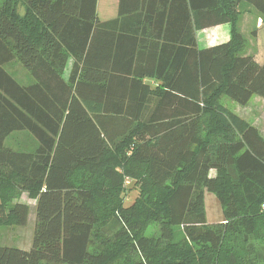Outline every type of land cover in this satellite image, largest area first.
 Returning a JSON list of instances; mask_svg holds the SVG:
<instances>
[{"label": "trees", "instance_id": "16d2710c", "mask_svg": "<svg viewBox=\"0 0 264 264\" xmlns=\"http://www.w3.org/2000/svg\"><path fill=\"white\" fill-rule=\"evenodd\" d=\"M101 1L103 20L99 0L0 4V227L27 225L12 201L37 194L32 247L0 245V264H264V137L220 100L264 98L240 27L264 0ZM222 25L230 40L201 49L196 32ZM205 190L223 221L208 223Z\"/></svg>", "mask_w": 264, "mask_h": 264}, {"label": "rangeland", "instance_id": "374dc122", "mask_svg": "<svg viewBox=\"0 0 264 264\" xmlns=\"http://www.w3.org/2000/svg\"><path fill=\"white\" fill-rule=\"evenodd\" d=\"M5 0H0V4H3ZM18 0H12V3L14 5L18 6V12L20 15L24 14V9H22L20 3H17ZM102 1L99 0L98 5V15L101 20H103V14L101 13V3ZM32 21H28V32H31V36L33 39L39 41V31L36 29V25L33 26L34 29H32ZM263 24V23H262ZM261 25V24H260ZM241 27V24H240ZM229 29L231 30V27L229 26ZM264 34L258 31L254 34H251L249 31L245 33L246 38V52H249V50L255 51V54L257 55L260 64H264V50L261 49L262 45H258L255 39H258L259 37H263ZM230 37H231V31H230ZM196 38H198L199 42L202 46H211L213 42L218 39V33L217 32H204V33H197ZM264 38V37H263ZM259 41V40H258ZM264 41V39H263ZM73 61L72 59L69 60L67 67L64 71V78L66 80L69 79L70 72L72 69ZM9 71L10 73L20 82L23 84L29 83L32 79L27 73V71L18 63L14 62L9 65ZM221 104L227 108L229 111L233 112L234 114L238 115L239 117L245 119L252 125L256 126L258 128V131L261 135L264 137V98L260 96H254L251 100V102L247 106H242L238 104L237 102L231 100L230 98L223 96L221 97ZM28 140L27 137L24 134H14L12 135L6 145L12 147L13 149L19 147L20 144H27ZM74 176H77L79 180L85 179L84 175H81L80 172L74 173ZM211 176H216V172H211ZM138 197V191L134 188H132L131 185L128 186L125 194V205L129 206L131 205L135 199ZM16 202H22L28 204L30 208V215L27 225L22 227H0V245H10L19 247L22 249H27L32 246L33 243V237H34V228H35V221H36V205H37V194L35 193H22L19 196H17L12 203ZM205 214L208 223H218L223 221V207L221 205V202L219 200V197L215 193H209L205 190ZM109 226H106L103 228V233L106 234ZM143 235L147 238H159L160 233V226L152 222L148 225L147 229L143 233ZM113 236V234H110V232L107 234V238ZM183 239V232L182 229H176V241L180 242ZM253 244L257 250L258 253L264 254V243L259 242L257 240L253 241ZM97 244L95 243L93 248L96 247ZM130 256L129 254H125L121 257L120 260H123L124 258H127ZM252 256V255H251ZM257 264H261L260 262Z\"/></svg>", "mask_w": 264, "mask_h": 264}, {"label": "crops", "instance_id": "0c3cea01", "mask_svg": "<svg viewBox=\"0 0 264 264\" xmlns=\"http://www.w3.org/2000/svg\"><path fill=\"white\" fill-rule=\"evenodd\" d=\"M241 11H242L241 31H242L243 35L245 36V33H247V31H249L251 34H254L257 31L259 33L262 32L264 34V17L261 14H259L249 4H242ZM260 20H262V23L263 24L260 23ZM212 31L218 33V39H217V41L215 40L211 46H215V45H218V44H222V43L228 42L230 40V29H229V25H222V26L214 27V28L207 29V30L197 31L196 34L197 33H204V32H212ZM263 37H261V38L259 37L258 39H255V41L257 42L258 45H262V47H261L262 50H264V41H263L264 38ZM197 43H198V45H199V47L201 49L207 48V47H211V46H207V47L202 46L201 43L199 42L198 38H197ZM248 53L249 54H253L255 56V59L257 61H259L257 55L255 54V51H253L251 49V50H249ZM259 62H262V61H259ZM146 82H150L151 84L154 85V81L153 80L148 79ZM31 247H29L27 249H24V250H29Z\"/></svg>", "mask_w": 264, "mask_h": 264}, {"label": "built area", "instance_id": "2783aa9c", "mask_svg": "<svg viewBox=\"0 0 264 264\" xmlns=\"http://www.w3.org/2000/svg\"><path fill=\"white\" fill-rule=\"evenodd\" d=\"M260 23H262V20H260ZM263 208H264V205H263Z\"/></svg>", "mask_w": 264, "mask_h": 264}]
</instances>
